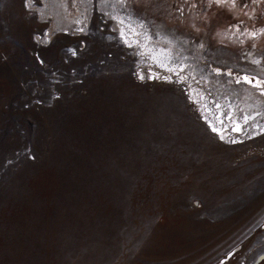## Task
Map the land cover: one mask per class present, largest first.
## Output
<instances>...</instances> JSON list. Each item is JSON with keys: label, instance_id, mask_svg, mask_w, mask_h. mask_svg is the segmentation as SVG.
Instances as JSON below:
<instances>
[{"label": "rangeland", "instance_id": "1", "mask_svg": "<svg viewBox=\"0 0 264 264\" xmlns=\"http://www.w3.org/2000/svg\"><path fill=\"white\" fill-rule=\"evenodd\" d=\"M45 1L0 0V264H214L235 247L231 264H264V88L236 82L264 81V34H242L264 27V0H78L72 26ZM150 67L194 76L241 144Z\"/></svg>", "mask_w": 264, "mask_h": 264}, {"label": "bare ground", "instance_id": "2", "mask_svg": "<svg viewBox=\"0 0 264 264\" xmlns=\"http://www.w3.org/2000/svg\"><path fill=\"white\" fill-rule=\"evenodd\" d=\"M91 1L92 0H85L83 2L82 6L87 7V4L89 2H91ZM45 2H47V0ZM62 3H63V7L62 8H63V11H64L63 12L64 14H62V16H64L69 21L68 23L70 24V26H72L74 23L80 25L81 22H82V20H81L82 17H80V13H81V9L80 8L82 6L78 5V0H73L72 2H70L71 3L70 5H67L68 0H62ZM30 8H34L32 3L30 5ZM56 14H57V12L55 11L54 8H52L50 13H49V16L53 17L52 28L48 32V34L45 35L46 38H48V39L53 38V36L55 34V27H56V20H57ZM88 25H89V23L88 24L86 23L85 25H81V27L78 26V28H82V27H85V26L87 27ZM124 29L125 28L121 29L122 30L121 35H122V38H123L122 41H124L125 45H127L128 48L134 47L135 45H136V47L139 46V42H137V39H136V31L131 32L132 35L126 36V33H125ZM79 32H82V31H79ZM141 49L142 50L140 52H138V53H140L138 55L140 57L141 56H143V57L145 56L146 57L147 52H148L147 46L143 45V46H141ZM163 56L164 55H160V58H162V59H159V60L161 61L162 65L165 66L167 64L166 62L169 61L171 58L170 57H163ZM156 58H158V57H156ZM211 68H212L213 72H215V74H217V75H221L224 72L222 69L214 67V66H211ZM140 69L137 72L136 79H137L138 82H144L146 73H145L144 70H140ZM229 73H231V75L233 74L232 71H228L226 74L229 75ZM147 74H148V78H149L148 82L158 83V84L163 85L164 87L165 86H171L174 89H176L177 91L185 92L187 101L192 106L194 112L197 113L198 116H200V118L203 119V121L208 122L207 127L209 128L211 134H213L215 137H217L220 141L228 142L229 141V137H232V139H230V140L233 141V144H239L241 142L240 141L241 138L238 139L237 136L229 134L228 130H224V127H223L222 123L220 122L221 120L217 119L218 120L217 123L216 124L213 123V121L211 120L212 119V112L210 111V107L207 105V103H208L207 101L208 100H207V96L205 94L206 92L204 90H202V88L201 89L199 88L200 86H199L198 82L196 81V79L194 78V76H185L184 74H181V75H179V77H185V80L183 82H180L179 77H177V76L174 77L175 75L172 76L173 74L171 75V72L164 71V73L160 74V72H158V71H153V69L151 67H150L149 72ZM231 75H229V76H231ZM141 76H143L144 79H141L140 78ZM239 76H240V74H239ZM239 76L236 77V78L238 80H242V81H244L243 77H245V76H247L249 79H252L253 83H255L256 80H260L259 78L251 77L249 75H244V76H241V77H239ZM157 77H159V78H157ZM249 85H251V84H249ZM262 87L264 88V86H262ZM258 89H260V88H258ZM237 125L239 126L240 131L233 130V131H231V132H233V134H237V133H240V132L243 131L242 124L239 123V121L236 119V120H234L233 127L235 128ZM213 126L216 128L217 131H213ZM236 249L237 248L235 247V249H233L230 253H228L226 256L222 257L219 261H217L214 264H231L232 261H233L232 258H234L235 255L238 253L237 252L238 250H236ZM234 252H236V253L233 254ZM239 256H240V254L237 255V258Z\"/></svg>", "mask_w": 264, "mask_h": 264}, {"label": "snow or ice", "instance_id": "3", "mask_svg": "<svg viewBox=\"0 0 264 264\" xmlns=\"http://www.w3.org/2000/svg\"><path fill=\"white\" fill-rule=\"evenodd\" d=\"M122 2L123 3H126L127 0H122ZM259 2H260V0H251V3H253V4H256V3H259ZM31 3H32V0H25V7H30ZM204 3H207V5H208L209 8H211L213 5H215L218 8H224V7H226L230 12L231 11H234L236 9L247 8L249 6L247 0H192V6L193 7L197 6L198 4H201L202 5ZM206 15L207 14L205 13V16ZM245 15H247V13H245ZM249 18H251V17H249ZM120 23L123 24L124 21H120ZM207 23L208 24H211V21H207ZM239 23H243V21H240ZM142 26L143 25H141V27ZM192 27L197 32H199L201 30L200 28H197L195 24H193ZM232 27H235L236 28V31L237 32H240L239 24L232 25ZM242 34H246L251 39L255 40L259 35L264 34V27H261L258 30L253 31V32L242 33ZM217 35H220V33L217 32ZM199 47L200 48H203L204 47V44L201 42L200 45H199ZM253 62L254 63H257V64L260 63L259 60H255ZM166 70H168L170 72H174V73H176L178 75V72H183L184 71V68L183 67H179L178 70L175 69V68H167ZM229 75H231V73H229ZM140 78L141 79H144L143 76H141ZM157 78H159V77H157ZM179 80H180V82H183L185 80V77H179ZM243 80H244L245 83L251 84L253 87L259 88L261 86H264V81H261V80H256L255 83H253V80L252 79H249L247 76L243 77ZM236 82L239 83L240 80H237ZM261 94L264 95V93H261ZM216 107L217 108H220L221 106L219 104H217ZM223 115L225 116L226 119H229V120L232 119V116L228 112H224ZM247 119L248 118L245 117V122H247ZM220 122L223 123V121H220ZM234 130L235 131H240L239 126L237 125L234 128ZM213 131H217L214 126H213Z\"/></svg>", "mask_w": 264, "mask_h": 264}]
</instances>
